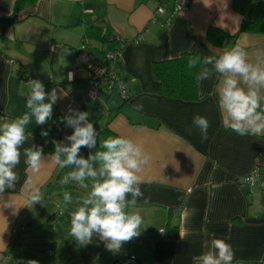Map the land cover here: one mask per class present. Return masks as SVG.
Masks as SVG:
<instances>
[{"label": "crops", "instance_id": "0c3cea01", "mask_svg": "<svg viewBox=\"0 0 264 264\" xmlns=\"http://www.w3.org/2000/svg\"><path fill=\"white\" fill-rule=\"evenodd\" d=\"M15 1L0 0V123L27 111V76L39 79L46 92L56 89L59 98L46 124L33 119L27 126L15 169L19 181L0 193V264H71L73 256L77 264H129L123 257L132 254L131 264H196L204 241L213 237L231 244L233 264H264V186L243 182L255 164L264 175V135L240 136L222 126L215 75L198 84L197 100L183 101L161 93L151 68L184 52L204 57L227 50L206 41V33L208 27L227 34L240 29L243 16L233 0H191L167 26L161 24L167 13H156L161 0H36L13 12ZM162 2L170 9L175 0ZM102 27L123 40L128 97L113 91L95 104L86 100V71L78 57L84 39L99 46ZM236 44L253 54L264 49V32H241ZM69 108L87 111L95 129L106 126L151 156L139 173L144 196L126 209L142 216L141 234L116 254L101 251L94 238L80 246L65 225L90 191L76 182L62 184L72 169L49 158L52 141L69 143L65 137L74 131L61 122ZM196 115L209 121L207 140L193 125ZM42 130L49 135L42 137ZM33 145L43 148L45 158L35 173L23 155ZM79 155L89 154L80 150ZM33 184L43 199L30 205L25 194ZM65 191L73 198L66 207ZM46 239L50 245L40 242Z\"/></svg>", "mask_w": 264, "mask_h": 264}, {"label": "clouds", "instance_id": "9594fccd", "mask_svg": "<svg viewBox=\"0 0 264 264\" xmlns=\"http://www.w3.org/2000/svg\"><path fill=\"white\" fill-rule=\"evenodd\" d=\"M198 66L195 76L198 84L214 75L218 80L215 91L222 126L240 136L264 135V49L250 54L236 44L218 55H197L188 59L189 69ZM27 85L30 89L25 105L27 111L22 116L0 123V193L6 188H15L19 181L15 169L20 163L21 147L28 139L27 126L33 119L37 125L46 124L52 118L53 105L59 98L56 89L46 92L39 79H32ZM136 107L140 109L142 105ZM61 122L74 131L65 137L69 143L52 141L54 152L49 158L62 169H72L64 175L62 184L76 182L83 189L90 188L80 198V206L70 214L69 234L80 246L91 244L93 234H98L106 250L116 254L123 243L141 234L142 216L126 209L134 207L144 196L139 173L151 156L142 145L129 138L109 136L100 141L99 149L102 150L90 152L84 158L79 155L81 148L93 149L99 136L93 123L89 122V113L69 108L68 115ZM193 125L200 130L201 139L207 140L209 121L196 115ZM48 135L47 130L41 131L42 137ZM23 155L28 168L34 173L39 172L45 159L43 148L35 145L24 148ZM25 199L30 205L41 203L43 193L33 184ZM72 199V195L65 191L63 206L70 204ZM12 205L8 203L5 206ZM159 231L165 232L163 228ZM203 248L205 251L196 258V264H233L235 252L226 240L213 237L204 241Z\"/></svg>", "mask_w": 264, "mask_h": 264}, {"label": "built area", "instance_id": "2783aa9c", "mask_svg": "<svg viewBox=\"0 0 264 264\" xmlns=\"http://www.w3.org/2000/svg\"><path fill=\"white\" fill-rule=\"evenodd\" d=\"M190 1L191 0H175L172 7L168 9L165 3L161 0L158 3L156 13H167L164 20L161 21V24L166 26L169 25L173 16L188 8ZM98 33L99 46L92 47L90 46L88 39H84L78 57V64L86 71V100L98 104L106 95L113 93V91L118 93L122 99H125L128 97V93L126 82L122 79L124 69L122 68L120 57L124 45L123 40L116 33L106 27L100 28ZM109 45L111 48H108ZM32 79L31 76H27V84ZM93 96H95V99H93ZM243 182L248 185L257 184L264 186V175H262L259 164L253 165L250 172L244 176ZM14 230L12 231L14 232ZM162 234L163 233H161V235ZM93 238L98 242L101 251L106 250L105 244L99 239L98 234L94 233ZM123 261L131 264L135 261V256L133 254L125 255Z\"/></svg>", "mask_w": 264, "mask_h": 264}, {"label": "trees", "instance_id": "16d2710c", "mask_svg": "<svg viewBox=\"0 0 264 264\" xmlns=\"http://www.w3.org/2000/svg\"><path fill=\"white\" fill-rule=\"evenodd\" d=\"M35 1L36 0H16L13 12L19 11L25 5L33 4ZM232 3L234 9L243 16L240 29L235 33L227 34L221 29L208 27L206 41H209L216 47L230 49L235 43L236 36L244 31L249 33L264 32V0H233ZM197 55L199 54L184 52L178 57L152 63L151 68L154 78L158 80L160 91L163 95L183 101L197 100L198 83L195 76L199 70V66L195 69H189L187 67L188 59ZM96 131L99 133L97 145L93 149L82 147L81 151L89 154L90 152L94 153L97 150H102L99 149L100 141L109 136H118L106 126H102V128H98ZM52 151L54 152V146Z\"/></svg>", "mask_w": 264, "mask_h": 264}, {"label": "rangeland", "instance_id": "374dc122", "mask_svg": "<svg viewBox=\"0 0 264 264\" xmlns=\"http://www.w3.org/2000/svg\"><path fill=\"white\" fill-rule=\"evenodd\" d=\"M42 207H44L43 205H42ZM43 209V208H42ZM39 210V209H38ZM41 210H39V212H40ZM65 221V225L66 226H68L69 227V225H70V220L69 219H65L64 220ZM62 228V227H61ZM49 239H46V240H42V241H40L42 244H44V243H47V245H50V242L48 241ZM35 242H37V243H39L38 241H35ZM31 248V247H30ZM34 254V253H33ZM46 254V253H45ZM46 255H48V254H46ZM69 257H70V255H69ZM69 260H70V258H68ZM67 259V260H68ZM79 259L76 257V256H73L72 258H71V264H77ZM68 264H70V263H68Z\"/></svg>", "mask_w": 264, "mask_h": 264}]
</instances>
